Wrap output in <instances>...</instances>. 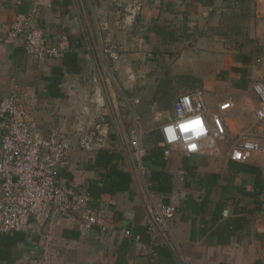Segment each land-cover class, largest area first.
<instances>
[{
  "label": "crops",
  "instance_id": "obj_1",
  "mask_svg": "<svg viewBox=\"0 0 264 264\" xmlns=\"http://www.w3.org/2000/svg\"><path fill=\"white\" fill-rule=\"evenodd\" d=\"M263 12L264 0H0V100L14 86L28 90L38 131H57L69 144L61 178L89 192L91 207L109 227L81 236L68 219L33 223L32 236L0 246V264H264V155L244 164L222 160L241 133L264 136L252 90L264 82ZM17 14L29 16L51 41L67 35V52L78 57V71L53 90L51 71L62 59L37 61L21 41L3 42ZM109 46L117 47V61L104 53ZM183 94H198L208 105L232 99L233 132L220 144V157L174 152L165 165L171 187L152 192L151 169L143 161L139 169L129 130L136 125L142 136L160 140L158 129ZM96 125L102 144L80 149L78 133ZM145 144L146 150L154 146ZM100 151L122 158L117 167L131 177L128 191L102 190L107 170L96 167ZM158 201L178 212L152 256L150 237L138 231L146 228V207ZM125 230L139 242L124 237Z\"/></svg>",
  "mask_w": 264,
  "mask_h": 264
},
{
  "label": "built area",
  "instance_id": "obj_2",
  "mask_svg": "<svg viewBox=\"0 0 264 264\" xmlns=\"http://www.w3.org/2000/svg\"><path fill=\"white\" fill-rule=\"evenodd\" d=\"M136 10H140L137 4ZM24 53L37 61L62 59L69 49V39L65 34L51 41L49 35L31 23L29 16L17 14L8 27L4 44L18 45ZM104 53L113 61L120 57L117 47L109 46ZM258 105L255 109V123H264V82L258 80L252 85ZM35 102L28 90L19 86L0 100V236L22 233L34 234L32 225L49 220L55 223L61 219L71 221L81 236L93 229L102 232L109 229L100 211L91 207V197L86 189L70 185L60 176L65 166L69 150L68 142L51 132L43 136L31 118L29 104ZM234 106L232 99L216 104L213 110L204 99L196 94H183L173 102V116L158 129L160 140L157 146L168 160L176 152L181 157L207 155L220 157L223 143L232 131L227 111ZM200 121L204 132L196 136L192 132H182L180 125ZM173 129L175 139H169L167 128ZM96 125L94 129L78 133V146L91 151L102 144L103 135ZM195 145V147H193ZM128 146L133 152L139 169L147 154L142 143V135L136 125L129 130ZM254 154L264 155V136L250 138L242 133L230 145L228 159L231 162L247 163ZM178 208L172 203L154 202L146 207L147 234L150 237L146 250L155 256L154 243L170 233V225L177 216ZM122 235L134 242L139 236L129 230Z\"/></svg>",
  "mask_w": 264,
  "mask_h": 264
},
{
  "label": "trees",
  "instance_id": "obj_3",
  "mask_svg": "<svg viewBox=\"0 0 264 264\" xmlns=\"http://www.w3.org/2000/svg\"><path fill=\"white\" fill-rule=\"evenodd\" d=\"M249 60H245L248 63ZM78 57L72 52H66L62 58V67H55L51 71V84L50 89L53 90L61 82L65 74L76 73L78 71ZM154 146L147 150L146 156L143 158V164L150 168V174L147 176L148 188L150 191L155 192L161 188L171 187V175L165 170L167 160L163 157V151L157 146L159 139H155ZM115 159V163L112 160ZM122 161V158L109 151H100L96 157L95 164L98 168H106V176L102 186V190L109 194L116 192H125L130 188L131 177L129 173L118 169V162ZM144 165V166H145ZM144 236L147 241L149 235L146 228L138 231ZM25 239V235L22 233H14L13 235L0 236V246L3 243L10 247L15 246L17 243L22 242ZM149 241H147L148 243Z\"/></svg>",
  "mask_w": 264,
  "mask_h": 264
},
{
  "label": "clouds",
  "instance_id": "obj_4",
  "mask_svg": "<svg viewBox=\"0 0 264 264\" xmlns=\"http://www.w3.org/2000/svg\"><path fill=\"white\" fill-rule=\"evenodd\" d=\"M180 130L182 132H192L196 136H199L204 132V129L200 126L199 120H194L190 123L182 124V126L180 125ZM167 134L169 139H175V136L173 135V129L171 127L167 128Z\"/></svg>",
  "mask_w": 264,
  "mask_h": 264
},
{
  "label": "rangeland",
  "instance_id": "obj_5",
  "mask_svg": "<svg viewBox=\"0 0 264 264\" xmlns=\"http://www.w3.org/2000/svg\"><path fill=\"white\" fill-rule=\"evenodd\" d=\"M262 15H263V19H264V12L262 13ZM261 25L262 26H260V28H262V31H264V21L261 23ZM227 92V91H226ZM223 94V93H222ZM225 94V93H224ZM223 94V97H227L226 95H224ZM223 97L221 98V100H219V101H215V103H211L210 104V106L211 105H213V107H215V105L216 104H218V102H222V100H224L223 99ZM212 107V106H211ZM158 137H157V135L156 134H152V135H144V136H142V141H143V143H146L147 145H154V142L156 141L155 139H157ZM145 144V145H146ZM230 148V145L229 146H227L224 150H223V152H222V160H226L227 159V157H228V154H229V149ZM142 171H144V170H142ZM159 202V201H158ZM160 202H162V201H160ZM170 203V202H169ZM173 204V203H172ZM172 224V223H171Z\"/></svg>",
  "mask_w": 264,
  "mask_h": 264
},
{
  "label": "snow or ice",
  "instance_id": "obj_6",
  "mask_svg": "<svg viewBox=\"0 0 264 264\" xmlns=\"http://www.w3.org/2000/svg\"><path fill=\"white\" fill-rule=\"evenodd\" d=\"M182 126V125H181ZM193 147H194V145H193Z\"/></svg>",
  "mask_w": 264,
  "mask_h": 264
}]
</instances>
